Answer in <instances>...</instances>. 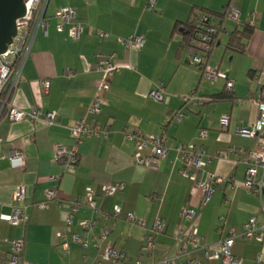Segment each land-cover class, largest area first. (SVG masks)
Returning <instances> with one entry per match:
<instances>
[{"label": "crops", "instance_id": "0c3cea01", "mask_svg": "<svg viewBox=\"0 0 264 264\" xmlns=\"http://www.w3.org/2000/svg\"><path fill=\"white\" fill-rule=\"evenodd\" d=\"M61 7L75 10L76 21L84 29L79 39L69 37V27L64 33L57 32L60 21L54 15ZM230 7L240 11L238 21L222 17ZM201 11L222 28L208 60L234 84L233 97L222 101L213 98L228 95L226 80H206L201 70L189 64L176 28L188 24ZM47 17L48 33L38 29L12 104L27 111L38 107L56 112L58 118L53 126L27 120L4 119L0 123V264H6L16 241L24 242L23 260L32 264H99L108 247L126 254L127 259L117 264H156L166 254L175 256L174 236L185 224L181 212L188 207L200 213L199 233L212 249H218V242L226 239L231 229L242 233L251 218L263 222L260 200L242 187L247 166L236 163L237 153L251 148L255 141L239 136L236 128L255 122L259 115L252 100L264 91V0H157L152 11L147 9V0H50ZM246 29L253 31L246 51L229 50L232 36ZM95 31L108 37L101 38ZM133 34L143 38V46L126 52L117 39ZM111 54L118 55L116 64L123 68L114 74L110 90L103 94L101 113L88 118L89 125L98 124L107 136L83 139L77 165L66 171L56 159L57 149L73 148L71 128L85 117L101 78L99 62ZM128 65L134 70L125 68ZM44 81L51 83L48 93L43 90ZM158 83L170 94L164 103L149 96ZM192 92L208 102L202 107L185 106L180 96ZM178 112L185 115L180 122L173 119ZM226 114L231 122L223 131L220 119ZM201 130L208 131L204 140L199 139ZM136 131L164 135L175 145L203 147L207 164L200 177H233L235 189L227 184L204 206L203 192L182 176L184 166L174 146L157 168L135 164L136 146L127 134ZM14 151L23 152L24 169L11 166L9 157ZM107 184H124L125 191L114 197L99 196L100 212L94 217L97 226L85 238L87 247L75 243L74 237H83L80 222L93 214L86 207L79 209L68 233L69 255L63 256L57 233L65 225L71 203L87 188L101 194ZM22 186L28 192L25 205L29 218L26 225H12L3 217L21 206L14 204L13 196ZM48 191H55L57 199L41 210L38 204L46 201ZM117 206L122 212L115 218ZM131 213L146 226L132 225L127 219ZM223 216L225 226H221ZM158 219L165 230L156 235L152 228ZM105 230L110 233L102 241ZM151 236L154 248L147 251ZM231 252L243 260L242 264H254L258 257L264 264V247L254 240H237ZM195 258L202 264H220L205 260L201 253ZM187 262L188 257H180L176 264Z\"/></svg>", "mask_w": 264, "mask_h": 264}, {"label": "built area", "instance_id": "2783aa9c", "mask_svg": "<svg viewBox=\"0 0 264 264\" xmlns=\"http://www.w3.org/2000/svg\"><path fill=\"white\" fill-rule=\"evenodd\" d=\"M157 0H147V9L154 10ZM50 0H27L26 14L24 18L17 22V35L13 39V43L8 47L7 51L0 54V123L6 119L9 122L29 121L31 123L42 121L48 126L56 125L58 115L56 112H46L42 108L34 107L30 110H24L15 107L12 104L14 92L19 88L25 64L30 56L31 47L35 39L38 29L43 28L48 33L50 19L47 17V9ZM240 11L235 7H230L225 11V18L238 21ZM54 17L60 21L57 26L58 33H64L66 27H69L67 33L73 40L79 39L83 34V26L76 21V12L69 7L59 8ZM196 18L195 34L186 45L188 61L191 66L202 71L204 78L209 81H217L219 79L226 80V91L228 94H234V84L229 81L225 74L211 67L208 60L218 43L219 34L221 32L220 25L213 22L211 16L205 12H199ZM254 26V21L250 23ZM95 34L101 38H107L108 34L95 31ZM143 38L137 34H133L128 38H118L117 44L124 51L130 52L134 49H140L143 46ZM117 54L105 56L99 62V71L101 78L96 84V92L91 100L86 115L83 119L76 122L71 128V137L74 140V146L71 150L64 147L57 149L56 159L66 171H71L78 163V149L83 139L100 137L102 134L107 136V131L102 130L98 124L91 126L88 124V118L92 115L101 113L102 107L105 105L103 94L111 88V79L115 73L119 72L123 66L116 64ZM127 69L134 70L130 65L125 66ZM42 87L45 93H48L51 83L44 81ZM150 98L157 103H164L170 96L165 90L162 83L156 84L155 88L149 94ZM181 100L185 106L202 107L208 99L198 96L192 92L184 94ZM258 107V119L255 122L242 124L237 127L236 133L242 137L255 138L253 146L249 149L242 148L236 155V163L247 166L245 178L242 187L254 194L260 200V209L263 216V222L254 217L243 225L242 233L238 234L234 230H230L228 237L218 242V249H212L207 245L205 238L200 235L197 221L200 213L192 207L182 210L181 216L185 221L184 225L178 227L174 236L175 256L166 254L164 258L156 264H176L180 257H188L187 264H202L195 256L201 253L207 261H217L220 264H242V259H237L232 255L231 249L237 240L256 241L264 247V91L259 93L256 99H253ZM185 115L178 112L173 119L180 122ZM231 118L229 115H223L220 119L221 130H227L230 126ZM208 131L201 130L199 139L207 138ZM127 138L135 143L137 153L135 155V164L150 168H157L159 161L165 159L172 147L178 154V159L182 162L184 168L181 174L184 178L189 179L193 186L201 190L204 194L203 205L207 206L214 195L219 191H224L227 184H232L235 189V181L233 177L220 178L207 175L206 179L200 177V173L204 172L207 164L205 149L197 145H175L169 138L164 135L153 136L143 134L141 131L131 132L127 134ZM225 157V154L223 155ZM13 168L24 169L26 166V158L21 151H14L9 157ZM51 181L55 180L50 178ZM125 191L124 184L104 185L102 193L98 194L95 189L87 188L85 194L77 201L71 203V209L65 218L63 229L57 233L59 245L62 247V255H69L68 233L71 231L73 220L80 208L86 207L92 211L93 217L80 222L83 229V237H74L75 243L87 247L85 238L90 231L97 226V220L94 218L99 214L97 199L99 196L114 197ZM28 197L27 188L19 187L13 196L14 204L21 205L14 207L10 216H4L3 219L12 225H26L28 221V206L25 205ZM57 199L55 191L46 192V201L38 204L41 210L48 209L49 203ZM122 209L115 207L114 217L121 215ZM128 221L132 225L141 227L146 226L143 219L138 218L135 214L128 215ZM221 226H225V217L220 218ZM165 230L164 223L158 219L152 231L156 234H162ZM109 231L105 230L101 235V240L105 241L109 236ZM154 237H148L145 250L150 251L154 248ZM24 242L16 241L13 244L11 255L6 264H32L23 260ZM127 259L126 254L114 247H108L100 256L99 264H117ZM139 264V263H138ZM254 264H263L260 257Z\"/></svg>", "mask_w": 264, "mask_h": 264}, {"label": "water", "instance_id": "95a60500", "mask_svg": "<svg viewBox=\"0 0 264 264\" xmlns=\"http://www.w3.org/2000/svg\"><path fill=\"white\" fill-rule=\"evenodd\" d=\"M27 0H0V54L7 51L17 35V22L26 14Z\"/></svg>", "mask_w": 264, "mask_h": 264}, {"label": "trees", "instance_id": "16d2710c", "mask_svg": "<svg viewBox=\"0 0 264 264\" xmlns=\"http://www.w3.org/2000/svg\"><path fill=\"white\" fill-rule=\"evenodd\" d=\"M222 17L225 18V12L222 14ZM212 18V17H211ZM195 24L196 18L193 17L191 21L184 26H177V31L182 35L181 40V49H186V45L190 41V39L195 34ZM253 31L250 29H246L241 33H235L229 41L228 49L243 54L246 51L247 41L252 37ZM232 98L233 94H228L226 97L224 96H216L213 98L215 101H222L228 98Z\"/></svg>", "mask_w": 264, "mask_h": 264}, {"label": "rangeland", "instance_id": "374dc122", "mask_svg": "<svg viewBox=\"0 0 264 264\" xmlns=\"http://www.w3.org/2000/svg\"><path fill=\"white\" fill-rule=\"evenodd\" d=\"M206 79V78H205ZM207 80V79H206ZM212 82H214V81H212ZM237 129V128H236ZM246 138H248V137H246ZM251 139H253L254 141H256V139L255 138H251Z\"/></svg>", "mask_w": 264, "mask_h": 264}]
</instances>
